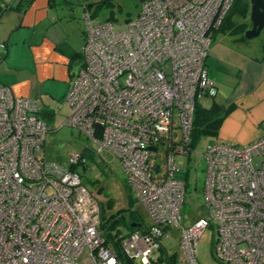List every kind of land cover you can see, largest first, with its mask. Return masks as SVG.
Listing matches in <instances>:
<instances>
[{"label":"built area","instance_id":"obj_1","mask_svg":"<svg viewBox=\"0 0 264 264\" xmlns=\"http://www.w3.org/2000/svg\"><path fill=\"white\" fill-rule=\"evenodd\" d=\"M233 1L145 0L123 28L94 26L84 14L87 33L63 99L69 107L64 123L119 161L152 221L151 237L133 233L124 241L127 255L146 256L147 247L159 246L163 229L175 226L179 262L199 264L198 239L210 227L220 260L264 264V136L245 145H206V214L190 225L182 224L185 184L175 176L174 156L188 151L194 108L216 93L205 60L212 31ZM4 49L0 42V53ZM41 113L40 99L14 95L0 83V264H77L85 249L96 264H118L99 219L87 214L97 208L90 210L93 195L73 166L81 154L64 162L36 154L48 133ZM175 114L179 142L171 140ZM162 127L169 129L167 141ZM162 141L168 160L160 175Z\"/></svg>","mask_w":264,"mask_h":264},{"label":"crops","instance_id":"obj_2","mask_svg":"<svg viewBox=\"0 0 264 264\" xmlns=\"http://www.w3.org/2000/svg\"><path fill=\"white\" fill-rule=\"evenodd\" d=\"M72 1L0 0V42L5 44L0 53V83L14 95L40 99L46 120L52 118L54 110L42 95H59L62 89L67 93L87 33L86 28L82 29V24L87 25L85 3ZM6 4L11 8L3 11ZM226 34L214 35L205 60L207 74L216 85L214 97L206 104L219 103L216 99L220 87L235 83L230 100L220 99L232 108L215 142L245 145L264 136V41L243 42L234 35H230L234 37L230 41ZM2 66L28 71V83L17 85L11 74H2Z\"/></svg>","mask_w":264,"mask_h":264},{"label":"rangeland","instance_id":"obj_3","mask_svg":"<svg viewBox=\"0 0 264 264\" xmlns=\"http://www.w3.org/2000/svg\"><path fill=\"white\" fill-rule=\"evenodd\" d=\"M103 1L107 2L102 3ZM241 1H245L250 7L249 0ZM73 2H76L75 4L85 3V5H83L86 9L85 11H87V13L90 12L89 24L99 26L105 22H112L117 28H123L126 25L127 20L135 18L143 4V1L141 0H73L72 3ZM240 10L242 11L241 7ZM246 11L247 12H245L243 16L240 13V16L236 19H246L247 15L249 17L250 10L248 9ZM82 21L84 22L83 19ZM82 21L81 23H83ZM86 24L87 21L84 22V25ZM86 26L84 27L82 24V29H87ZM226 39H230L231 41L234 37H231L230 34H226ZM249 41H253L255 44L264 41V28L258 36ZM79 52L81 53L82 51L79 50ZM77 68L78 66L74 69L76 70ZM1 70L2 74H11V76L15 78L16 84L20 86L27 84L30 79L29 72L23 71L20 68L13 69L11 67L6 68L5 66H2ZM234 84L235 83L227 85V87H220L221 92L216 99L217 102L223 103L220 99L223 101L225 99L230 100L234 95L233 90L236 88L232 87ZM234 91H236V89ZM65 93L66 92L62 89V92L59 95H54L51 92H46L42 95V98L49 102L48 105L54 110V115L48 122V133L45 137V141L41 148L36 151V154L49 161L61 162L66 161L70 154H81L80 156L82 157L79 156L77 162L73 166L81 175V183L84 185L83 187L93 195V200L89 203V205L92 206H89L90 210H95V207L97 208V212L91 214L90 212H87V214L88 216H93V218L96 216L99 219L100 224L106 225L105 223H112L117 220L121 214L126 213L125 209L129 207L131 193L126 184L124 173L119 161L114 158L113 155L103 150L98 151V146L94 141L88 140L83 133H80L77 129L67 126L64 123L65 118L69 113L68 105L63 102ZM203 102L207 103L206 101ZM168 121L169 120L166 119L164 123L166 124ZM221 128L219 129L221 130ZM172 129L171 140L173 142H179L182 134L177 114H175L173 118ZM160 134L162 138L167 141L169 137V129L165 130L164 127H162ZM216 138L217 136L211 134H202L198 137L197 142L190 151H187L185 154H175L174 156V164L177 168L175 176L185 184L184 208L182 211V224L184 225L191 224L193 219L206 212L203 193L205 178V159L203 152L206 145L215 142ZM172 150L174 149L171 148V151ZM167 153V143L162 141L159 145L156 159L161 167L160 175L164 174L167 170ZM65 165L67 166V163ZM73 166L70 168L74 169ZM47 191H49V189H47ZM81 208L84 210L82 205ZM137 208L144 223L149 224L150 219L145 208L140 204ZM168 229L169 230L162 237V242L168 249H170L169 251L172 252L178 247L180 232L175 226H171ZM215 235V230H212L210 227L206 228L201 233L197 246L199 264H223L213 254V239ZM20 238L24 239V236H20ZM142 258L140 260L145 264L146 260ZM77 264L96 263L91 257L90 252L85 249L79 255Z\"/></svg>","mask_w":264,"mask_h":264},{"label":"trees","instance_id":"obj_4","mask_svg":"<svg viewBox=\"0 0 264 264\" xmlns=\"http://www.w3.org/2000/svg\"><path fill=\"white\" fill-rule=\"evenodd\" d=\"M51 1L54 2V0ZM59 1L63 2L67 0H59ZM141 1H145V0H141ZM105 2L107 1H103L102 3ZM240 7L242 8V11L240 10ZM248 7L249 4L246 3L245 1L242 2L241 0H234L229 10L227 11L226 15L221 20L220 25L212 31L211 34L212 41L214 35L217 32L234 35L237 37L238 41H243V42L249 41L250 39H245L244 37V32L251 27L248 15L246 19H242V18H240L241 20L236 19L237 17L240 16V13L243 16L245 12H247L246 10L248 9L250 10V7L249 8ZM9 8H11V4H6L5 7L2 8V10L7 11ZM231 108H232V104L226 105L223 103H216L213 101L210 104H206L203 101L197 103L194 108L191 131L189 132V136L187 140L188 151H190L191 148L195 145L200 135L211 134L213 136H216L224 118L231 110ZM42 115L43 113H41V116ZM42 118L45 119L43 116ZM46 121L47 123L49 122V120ZM125 181H126V176H125ZM128 189L131 194L129 198V207L125 209L126 213L121 214L118 217V219L113 221L112 223L109 224L105 223L106 225L100 224V229L103 230L106 243L109 244L112 247V249L117 253L118 264H144L141 262L140 259L145 255L136 256L134 255V253H132L131 255H127L123 250L124 241L129 239L133 233H140L142 237H146V236L151 237L150 228L152 226V221L150 218H149L150 219L149 224L144 223L141 215L138 213L137 210L138 209L137 207L140 203L138 202L137 198L135 197L129 186ZM140 205L143 206L142 204ZM143 208L145 207L143 206ZM204 215L205 214H202L201 216ZM198 217L193 219L192 222L195 221ZM170 227H165L163 229V234L159 238H157L156 242L159 245L158 247H152V246L147 247L146 256H145L147 260L145 264H160L163 261H165L166 264H182L179 262V258H180L179 246L175 251L170 252L169 251L170 249H168L162 242L163 235L169 230L168 228ZM214 256L218 260H220L215 254ZM197 261H198V249H197ZM220 261L223 264H227L222 260Z\"/></svg>","mask_w":264,"mask_h":264},{"label":"water","instance_id":"obj_5","mask_svg":"<svg viewBox=\"0 0 264 264\" xmlns=\"http://www.w3.org/2000/svg\"><path fill=\"white\" fill-rule=\"evenodd\" d=\"M249 22L251 27L244 32L245 39H252L264 28V0H249Z\"/></svg>","mask_w":264,"mask_h":264}]
</instances>
